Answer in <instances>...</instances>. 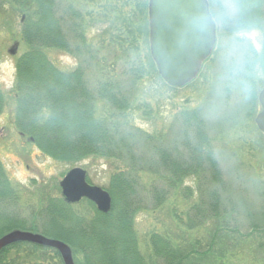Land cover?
<instances>
[{"label":"rangeland","instance_id":"rangeland-1","mask_svg":"<svg viewBox=\"0 0 264 264\" xmlns=\"http://www.w3.org/2000/svg\"><path fill=\"white\" fill-rule=\"evenodd\" d=\"M136 2L57 0L64 7L66 24L76 21L79 29L68 27L69 50L51 46L46 54L62 70L81 65L95 93L106 79L120 85L132 105L130 115L120 117L122 130L128 122L137 125L151 134L149 145L158 142L163 148H214L224 178L218 186L221 218L207 217L199 223L200 196L207 198L211 185L189 174L171 186L169 173L155 163L156 154L142 140L130 141L136 155L126 161L100 156L64 161L40 148L30 134L21 133L15 123L17 61L31 47L23 36L25 9L14 0H0V88L5 101L0 161L11 191L0 201V213L8 222L24 219L27 225L43 227L45 207L51 197L64 198L60 181L72 167L85 168L90 183L115 191L114 174L131 169L138 182L130 197L134 230L148 259L159 260L151 241L158 233L175 245L206 250L214 264H264V132L256 122L264 87V0H209L217 26L215 49L195 79L183 86L170 84L160 74L150 48L149 10L145 33ZM150 56L155 68L149 65ZM95 108L98 116L113 118L117 113L103 99ZM194 109L204 125L186 129L182 118ZM158 189L164 195L156 197ZM115 193L116 203H123V195ZM88 200L71 204L90 217L94 206Z\"/></svg>","mask_w":264,"mask_h":264},{"label":"trees","instance_id":"trees-1","mask_svg":"<svg viewBox=\"0 0 264 264\" xmlns=\"http://www.w3.org/2000/svg\"><path fill=\"white\" fill-rule=\"evenodd\" d=\"M14 1L25 9L23 36L31 47L17 61L15 123L21 133L30 134L40 148L64 161H78L88 156L126 161L128 156L133 158L136 155L137 148H133L130 141L142 140L156 154L155 163L169 173L171 186L175 179L189 174L198 178L200 183L206 181L211 185L206 191L207 198L200 196L198 208L201 211L196 219L199 223L207 217L219 220L222 210L218 186L223 185L224 178L214 148H201L199 145L184 151L181 150L183 148H163L158 142L149 145L151 134L137 125L128 122L127 128L122 130L124 125L120 117L129 116L132 105L120 85L115 86V81L106 79L95 93L89 88L81 65L72 70H62L46 54L45 48L51 46L69 50L68 27L76 31L79 23L66 24L64 7H60L57 0ZM136 5L144 17L146 33L148 0H137ZM150 64L155 68L151 56ZM102 99L117 109L113 118L96 115V103ZM4 106L0 88V113ZM186 112L182 118L186 129L203 127L199 110ZM116 116L118 118L115 119ZM113 179L116 191L109 188L113 200L115 192L121 193L124 199L123 203L114 200L108 212L99 210L94 202L88 200L94 206V213L87 217L75 211L63 197H51L45 207L48 217L43 227L27 225L24 219L8 222L10 219L0 213V235L17 226L63 239L72 246L77 264H214L205 256L206 250L175 245L172 239L158 233L151 236V241L159 260L154 263L148 259L139 249L134 230L135 208L130 197L136 193V177L131 169H124L114 174ZM163 192H155L156 197L164 195ZM10 193L8 178L0 161V201ZM202 203L206 204L205 208ZM0 264L64 262L56 248L17 241L0 250Z\"/></svg>","mask_w":264,"mask_h":264},{"label":"water","instance_id":"water-1","mask_svg":"<svg viewBox=\"0 0 264 264\" xmlns=\"http://www.w3.org/2000/svg\"><path fill=\"white\" fill-rule=\"evenodd\" d=\"M150 48L162 77L174 86L191 82L211 55L217 40L216 23L208 0H149ZM262 109L256 116L264 132V87L259 93ZM69 203L82 198L93 201L99 210L112 208V195L106 188L92 184L87 170L74 166L60 181ZM17 241L35 242L56 248L65 264H76L71 245L63 239L41 232L14 228L0 236V250Z\"/></svg>","mask_w":264,"mask_h":264},{"label":"flooded vegetation","instance_id":"flooded-vegetation-1","mask_svg":"<svg viewBox=\"0 0 264 264\" xmlns=\"http://www.w3.org/2000/svg\"><path fill=\"white\" fill-rule=\"evenodd\" d=\"M251 2H253V1H251ZM241 4H244L243 2H239V5H241ZM209 6H210V2H209ZM210 11H211V7H210ZM212 13V12H211ZM213 15V14H212ZM217 27V26H216Z\"/></svg>","mask_w":264,"mask_h":264}]
</instances>
